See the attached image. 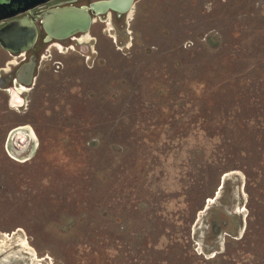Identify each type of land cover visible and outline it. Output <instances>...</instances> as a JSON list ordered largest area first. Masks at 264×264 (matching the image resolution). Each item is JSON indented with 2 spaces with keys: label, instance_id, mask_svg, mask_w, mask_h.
<instances>
[{
  "label": "rangeland",
  "instance_id": "rangeland-1",
  "mask_svg": "<svg viewBox=\"0 0 264 264\" xmlns=\"http://www.w3.org/2000/svg\"><path fill=\"white\" fill-rule=\"evenodd\" d=\"M35 47L0 84V264H264V0H136Z\"/></svg>",
  "mask_w": 264,
  "mask_h": 264
},
{
  "label": "water",
  "instance_id": "water-1",
  "mask_svg": "<svg viewBox=\"0 0 264 264\" xmlns=\"http://www.w3.org/2000/svg\"><path fill=\"white\" fill-rule=\"evenodd\" d=\"M52 0H0V47L11 53H24L34 47L39 36L38 18L29 13ZM135 0H107L95 5L97 12L116 9L129 12ZM40 19V18H39ZM42 26L48 38L63 39L79 32H88L93 18L86 7L65 5L49 9L42 15ZM34 61L25 65L33 71ZM24 69V70H25Z\"/></svg>",
  "mask_w": 264,
  "mask_h": 264
},
{
  "label": "flooded vegetation",
  "instance_id": "flooded-vegetation-1",
  "mask_svg": "<svg viewBox=\"0 0 264 264\" xmlns=\"http://www.w3.org/2000/svg\"><path fill=\"white\" fill-rule=\"evenodd\" d=\"M85 1L87 2V4L78 5L80 2L82 3V2H85ZM104 1H107V0H52L51 2H48L46 4H43V5L35 8V9H33L29 13V15L32 18H34V19L38 18L36 20V22H37V24L39 26L38 40H37L36 44L34 45V47L31 48V49H34V50L32 51V53H29V51H31V49L26 51V52H24V53H11V52H9V51H7L6 49L3 48L12 57L15 58V61H14V59L9 61V64H11L14 67L10 66L8 69L2 68V69L7 71L8 75L6 77H2V79L0 80V84L2 86H7L9 84L14 85V84L20 83V84H23V85L31 86L33 83H35L36 71H37V67H38V56L36 54L37 51H36V47L35 46L37 45V43L40 40V38H42V40L44 42H49V41H53V40H65L67 38H74L78 34L87 33V32H79V33H76V34H74V35H72L70 37L63 38V39H57V38H54V37L48 38V34L44 30V28L42 26V22H41L42 15L45 12H47L51 8L61 7V6H65V5H74V6H78V7H86L89 10V12H90V14H91V16L93 18V21H94V17H96V16L100 17V16H105L106 14H110L111 17H113L114 15L116 17H120L123 14L127 13V12H119L118 10L112 9V8L107 10L106 12H97L96 8H95V5L100 4V3L104 2ZM28 53H29V57L26 56V55H24V57H21L23 54H28ZM18 56L21 57L19 60L16 59ZM32 60L34 61L35 65L33 67V71L30 73L24 67H25V65L30 63Z\"/></svg>",
  "mask_w": 264,
  "mask_h": 264
}]
</instances>
